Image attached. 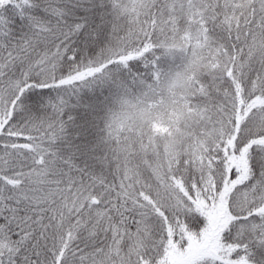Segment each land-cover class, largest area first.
<instances>
[{
	"label": "snow or ice",
	"instance_id": "obj_1",
	"mask_svg": "<svg viewBox=\"0 0 264 264\" xmlns=\"http://www.w3.org/2000/svg\"><path fill=\"white\" fill-rule=\"evenodd\" d=\"M0 264H264V0H0Z\"/></svg>",
	"mask_w": 264,
	"mask_h": 264
}]
</instances>
